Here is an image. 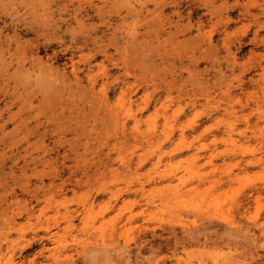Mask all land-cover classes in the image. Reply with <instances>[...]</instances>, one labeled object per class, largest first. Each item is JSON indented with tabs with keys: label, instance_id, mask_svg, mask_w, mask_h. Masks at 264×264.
Wrapping results in <instances>:
<instances>
[{
	"label": "rangeland",
	"instance_id": "obj_1",
	"mask_svg": "<svg viewBox=\"0 0 264 264\" xmlns=\"http://www.w3.org/2000/svg\"><path fill=\"white\" fill-rule=\"evenodd\" d=\"M0 264H264V0H0Z\"/></svg>",
	"mask_w": 264,
	"mask_h": 264
}]
</instances>
